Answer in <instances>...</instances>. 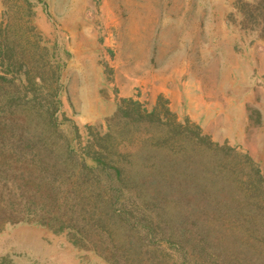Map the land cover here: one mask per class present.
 Segmentation results:
<instances>
[{"label": "rangeland", "instance_id": "obj_1", "mask_svg": "<svg viewBox=\"0 0 264 264\" xmlns=\"http://www.w3.org/2000/svg\"><path fill=\"white\" fill-rule=\"evenodd\" d=\"M262 7V0H0V264H181L134 225L150 222L157 205L132 196L122 209L129 226L116 219L106 228L112 213L95 180L55 192L43 186L36 142L45 136L81 154L101 143L110 124L124 126L118 108L132 100L200 127L213 143L250 157L264 176ZM134 162L146 164V173L181 165L163 155ZM233 164L247 168L244 160ZM182 165L199 178L208 173L199 160ZM151 180L135 185V194L162 193ZM227 183L213 188L227 211L206 210L197 191L179 205L180 226L172 225L190 249L188 264H256L234 216L248 187ZM72 228L83 232L78 243Z\"/></svg>", "mask_w": 264, "mask_h": 264}, {"label": "trees", "instance_id": "obj_2", "mask_svg": "<svg viewBox=\"0 0 264 264\" xmlns=\"http://www.w3.org/2000/svg\"><path fill=\"white\" fill-rule=\"evenodd\" d=\"M262 6L264 9V0ZM263 24L264 21L261 26ZM261 32L264 39V28H261ZM12 108L13 105L8 112L15 115ZM46 113L51 125L55 122L54 113L51 108ZM117 118L124 122V126L119 128L110 124L108 132L99 139L101 143L95 146L93 143L83 148L81 154L72 149L68 143L62 145L42 136L36 142L42 150V154H38L40 161L36 164L39 168H45L40 177L43 186L55 192L56 186L61 190L68 185H78L80 182L84 185L92 178L97 182L95 193L101 201L103 197L107 198V205L112 213L110 219L104 221L106 228H109L116 219L123 225L129 226L126 223L131 219L122 209H125L132 196L138 195V199L145 205H157L154 216L150 215L148 218L150 222H146V219H135L137 222H134V225L139 223V226L146 230L147 239L156 241L158 247L165 245L168 250L175 253L181 264H188L190 249L185 246L184 239L173 230L174 225H172L176 223L180 226L179 220L183 214L179 205L183 199L190 196V192L197 191L202 200L203 198L206 200V210L210 207L211 210L217 209L223 212L225 203L220 201L218 189L216 196L214 186H217L221 180L230 182L227 183L230 185L231 182L243 181L248 187V193L245 195L246 203L243 208L235 210L234 216L247 233L246 245L257 257L256 264H264V176L250 157L238 154L235 149L213 143L210 137L203 135L200 127L192 126L189 122L184 124L178 122L168 109L163 114L160 113L159 108L149 112L138 102L126 100L119 105ZM5 121L13 120L5 119ZM140 155H163L174 158L181 165L155 166L151 172L146 173L144 169L146 164L134 162ZM88 159L94 162L93 166L88 165ZM186 159L199 160L201 166L204 165L208 169V173L201 175L200 178L196 173L189 174L188 169H183L184 165H182ZM238 159L244 160L247 164L246 170L245 167L240 170L233 164V160ZM0 164H2L1 158ZM52 174V179L48 180L47 175ZM246 176L247 178H244ZM148 177H152L153 187H161L162 193L155 192L154 196L144 192L135 194L137 191L135 185H145ZM193 185L196 186V190ZM85 194V190L78 191L77 197ZM81 202L84 205V201ZM225 210L227 211L228 208L226 207ZM5 217V210L0 208V221ZM85 218L80 219L82 227L83 221L87 223ZM87 218L92 220L90 217ZM71 232L76 243L78 239H83L81 230L72 228ZM201 242V249H207L209 244L207 238L202 237ZM235 264L241 262L236 261Z\"/></svg>", "mask_w": 264, "mask_h": 264}]
</instances>
